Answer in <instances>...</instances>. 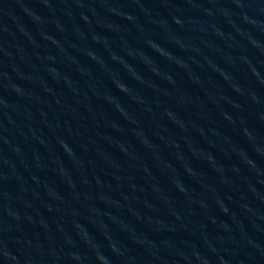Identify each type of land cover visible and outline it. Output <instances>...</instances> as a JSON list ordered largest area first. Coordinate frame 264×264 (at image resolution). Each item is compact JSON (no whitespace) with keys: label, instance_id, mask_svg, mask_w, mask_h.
Segmentation results:
<instances>
[{"label":"water","instance_id":"obj_1","mask_svg":"<svg viewBox=\"0 0 264 264\" xmlns=\"http://www.w3.org/2000/svg\"><path fill=\"white\" fill-rule=\"evenodd\" d=\"M0 264H264V0H0Z\"/></svg>","mask_w":264,"mask_h":264}]
</instances>
